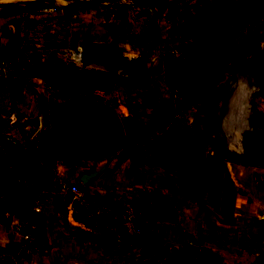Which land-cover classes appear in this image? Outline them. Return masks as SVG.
Listing matches in <instances>:
<instances>
[{"label": "rangeland", "instance_id": "obj_1", "mask_svg": "<svg viewBox=\"0 0 264 264\" xmlns=\"http://www.w3.org/2000/svg\"><path fill=\"white\" fill-rule=\"evenodd\" d=\"M0 1V58H25L33 73L43 68L15 91L43 99L34 114L43 116L44 129L32 132L33 166L39 169L36 154L47 164L50 154L61 166L73 163L70 173L60 168L58 174L90 193L81 179L98 171L101 186L120 205L146 202V222L174 214L202 220L208 247L218 253L248 252L252 230L256 246L264 242V225L251 223L262 215H247L255 205L250 195L264 198V176L257 173L264 169V0H153L147 6L135 5L143 0H41L33 8L26 5L35 0ZM91 42L118 49L128 60L143 57L137 86L119 89L89 78L87 72L103 71L80 57ZM94 102L117 119L101 136L87 134L72 117ZM216 121L220 128L211 130ZM54 126L61 130L53 153L40 144ZM115 128L122 148L115 135L111 139ZM155 150L163 158L154 167L144 158ZM216 164L225 174L218 179ZM120 167L134 176L138 198L113 178ZM149 168L157 175L152 192L143 188L149 175L142 172ZM176 192L184 203L180 213V205L162 196Z\"/></svg>", "mask_w": 264, "mask_h": 264}, {"label": "crops", "instance_id": "obj_2", "mask_svg": "<svg viewBox=\"0 0 264 264\" xmlns=\"http://www.w3.org/2000/svg\"><path fill=\"white\" fill-rule=\"evenodd\" d=\"M1 35L0 14V51L4 45ZM88 67L104 70L99 64ZM36 81L41 83L43 80ZM42 100L40 96H31L27 91L16 93L0 88V132L14 136L18 141L15 148L8 151L0 150V259L10 258L18 252L17 243L22 239V223L27 221L33 242L23 256L21 264H264V242H261L259 247L256 246V231L252 230V234H249L248 252L238 250L232 254L218 253L208 247L204 234L207 230L204 228L202 232V220L197 224L194 220L182 219L180 215L175 214L168 221L154 222L153 219H149L147 223L150 224V229L145 239L128 246H112L106 249L102 243L103 232L87 222L70 198L56 188V175L60 168H66L68 171H65L70 173L72 169L69 168L75 167L73 163L66 167L58 164L35 188H28L21 178L22 153L31 147L32 132L37 124V116L34 118V114L41 107ZM148 144L150 145L151 141L145 145ZM153 145L159 147L158 143L153 142ZM156 151L148 158H144L148 162H153L154 167L155 163L163 158L158 157ZM235 166L248 165H227L228 169ZM222 168L223 164H216L212 168L217 179L225 175ZM259 170L261 172L257 170V173L264 176V169ZM116 171L113 178L120 177L119 186L125 189L126 193L134 195L138 192L134 188L138 186L135 185V181L133 182L134 176H129L125 167L116 168ZM152 171L154 168L142 172L146 176L149 175L147 179L149 184L146 183L143 187L148 189V192L156 191L154 183L157 175L150 176ZM125 178L126 181L123 182ZM100 179L98 175L90 181L88 187L93 194L110 198L112 190L102 187ZM20 181L23 185L19 183ZM162 196L163 198L167 196L176 205H180L177 212H181L184 203L180 193L169 195L163 193ZM250 197L254 199L248 201L254 200L255 205L254 208L250 207L248 217L262 215L260 218L264 219V212L259 210L261 208L264 211V198L262 195L260 198L256 195ZM250 205L245 208H249ZM251 223L264 225V220H251ZM240 244L237 240L235 245L240 247Z\"/></svg>", "mask_w": 264, "mask_h": 264}, {"label": "built area", "instance_id": "obj_3", "mask_svg": "<svg viewBox=\"0 0 264 264\" xmlns=\"http://www.w3.org/2000/svg\"><path fill=\"white\" fill-rule=\"evenodd\" d=\"M82 57V55H80ZM34 64L25 58L12 59L8 57L0 58V88L6 90L22 89L31 83ZM43 116H37L35 127L36 134L43 132ZM32 141V140H31ZM17 139L14 136L0 132V150H5L9 146H16ZM31 148L35 149V144L31 142ZM36 162L40 170L45 175H50L53 170L44 161L40 154H36ZM57 184L62 194L68 196L77 211L82 213L85 220L104 234L105 238L116 246H124L138 241L145 233L146 229L140 224L138 208L134 204L120 205L111 198H106L88 192L84 187L76 182H71L68 177L57 174ZM23 185V182H19ZM31 184H36L32 179ZM26 185V184H25ZM33 235L30 231L29 222L22 223V239L17 243L18 252L7 259H0V264H21L23 256L31 248Z\"/></svg>", "mask_w": 264, "mask_h": 264}, {"label": "trees", "instance_id": "obj_4", "mask_svg": "<svg viewBox=\"0 0 264 264\" xmlns=\"http://www.w3.org/2000/svg\"><path fill=\"white\" fill-rule=\"evenodd\" d=\"M40 3L28 4L26 7H36ZM5 8H15L14 5H5ZM83 64L90 65L92 63H100L104 66L105 70L103 71H90L87 72V76L91 79L106 82L112 85H118L122 87L135 88L138 83V79L140 78V71L142 68V64L144 62V58H138L135 60H128L123 56L122 51L107 47L98 43H89L83 50L82 53ZM43 70L41 67H37L33 75L40 76V72ZM10 91L15 92L16 89H11ZM82 110L76 111L73 113L72 117L74 119H81L85 130H88L87 134L95 133L99 136L103 135L108 129H110L111 125L117 124V119L115 115L108 110L104 109L101 103L94 102L85 108H81ZM61 128L59 126H54V130L50 132H46V137L44 141L41 142L40 147L45 150L52 151L53 153L59 148L58 144V133ZM118 130L115 128L111 130V139L114 138L118 140L116 144L118 148H122L124 146V141L117 135ZM76 135V133H75ZM118 136V137H116ZM17 146V145H16ZM16 146H9L4 151H8ZM31 148H28L26 151H23L21 162L23 164L22 171V180L27 185L28 188H35L40 182H42L47 175H45L40 169L33 166L31 159ZM50 164L48 166L53 170L58 166V161L53 158L50 154ZM32 179L36 180V184H31L30 181ZM146 202H137L132 201L131 204H134L138 208L140 224L143 228L146 229V233L139 239H145L148 236L149 232V224L145 221V217L149 215L147 209L149 208ZM82 214V213H81ZM83 215V214H82ZM89 222V221H87ZM90 223V222H89ZM102 243L109 249V247L116 246L115 244H111V241L108 238L102 240ZM129 244H125L124 246H128Z\"/></svg>", "mask_w": 264, "mask_h": 264}, {"label": "water", "instance_id": "obj_5", "mask_svg": "<svg viewBox=\"0 0 264 264\" xmlns=\"http://www.w3.org/2000/svg\"><path fill=\"white\" fill-rule=\"evenodd\" d=\"M40 1H41V0H35V1H29V2H27V3L33 4V3L40 2ZM152 1H153V0H143V1H141V2L136 3L135 5H136V6H147V5L151 4ZM220 125H221V123L218 122V121H216V122L210 124L209 128H210L211 130H215V129L220 128ZM98 175H99V172H98V171H93L92 173H90V174H88V175H84V176L82 177V179H81L83 185H84V186L88 185V184L90 183V181H92V180H93L94 178H96ZM153 246H155L154 243H153Z\"/></svg>", "mask_w": 264, "mask_h": 264}]
</instances>
